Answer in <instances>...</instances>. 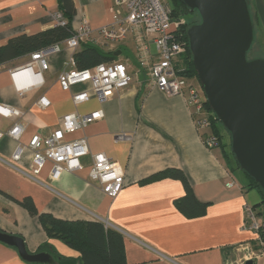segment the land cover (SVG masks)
Returning a JSON list of instances; mask_svg holds the SVG:
<instances>
[{"label": "crops", "instance_id": "crops-1", "mask_svg": "<svg viewBox=\"0 0 264 264\" xmlns=\"http://www.w3.org/2000/svg\"><path fill=\"white\" fill-rule=\"evenodd\" d=\"M75 30L86 21L92 32L112 23L111 0H71ZM257 17V41L264 54V0H253ZM57 0H0V48L8 40L32 36L56 26L53 14ZM98 39L97 36H93ZM116 52L117 63L125 66L131 83L104 103H99L88 83L63 91L57 81L60 73L71 71L75 52L64 44L46 57L47 69L36 76L27 69L31 55L0 65V106L19 110V118L0 120V232L23 240L29 254L48 245L47 253L77 259L78 254L57 240H49L36 218L11 202L30 198L39 213L63 221H99L124 237L126 264H226L231 254L251 245L256 236L244 229L245 206H256V192L237 184L224 163L222 150H208L188 109L185 97L166 96L149 86L147 68H140L134 40L128 36L119 44L98 46ZM147 39L150 61L157 60ZM81 45L78 50H80ZM154 45V44H153ZM77 50V51H78ZM85 92L86 102L75 105L72 96ZM45 99L49 106L38 105ZM101 110L103 118L84 130L65 135L64 141L85 138L90 154H103L124 172V187L113 199L87 178L90 155L81 160L82 170L63 171L50 177L51 163L33 176L32 152L25 149L20 160L11 161L17 142L7 136L14 125L22 128L18 144L27 147L34 136L45 138L58 129L67 114L87 115ZM129 139L116 140L117 136ZM224 142L227 140L224 137ZM179 170L187 179L194 197L207 204L203 217L186 219L174 207L184 194L182 185L164 179L141 184L165 170ZM234 182L232 188L225 184ZM4 209L5 212H1ZM257 261V260H256ZM0 264H29L15 248L0 242ZM257 264V263H256Z\"/></svg>", "mask_w": 264, "mask_h": 264}, {"label": "built area", "instance_id": "built-area-1", "mask_svg": "<svg viewBox=\"0 0 264 264\" xmlns=\"http://www.w3.org/2000/svg\"><path fill=\"white\" fill-rule=\"evenodd\" d=\"M113 11L112 23L106 27L92 32L86 21H83L70 38L63 42L65 48L76 52L82 43L92 42L98 46L105 44H119L128 36H131L135 43L140 68H147L149 73V86L162 92L166 96H183L188 109L195 118L196 127L204 130L202 142L208 150L217 147V140L209 130V113L205 110V98L201 89L191 85L185 78L178 75L174 68L177 58L184 52V46L176 39V28L178 23L172 21L169 10L161 0H111ZM56 26H64L65 21L59 12L53 14ZM97 36L98 39H94ZM147 39H151L157 60L150 61L149 51L146 45ZM100 46V47H101ZM59 45L40 50L31 55V62L27 69H36V76L47 69L46 57L50 53L58 52ZM74 66L71 71L59 74L57 81L63 91H69L72 86L81 83H88L90 89L98 102L104 103L115 93L127 87L131 83V77L127 74L126 68L121 63L100 64L90 70H77L74 60H70ZM88 100L85 92L72 96V102L77 105ZM38 105L42 108L49 106L45 99H40ZM212 114V113H211ZM22 114L19 110L0 106V120L3 118H19ZM101 110L94 111L87 115L76 113L67 114L60 120L57 130L45 138L34 136L27 147L18 144L22 134V128L14 125L7 133V136L17 142L16 149L11 156V161L16 163L20 160L25 149L32 152L31 174H39L43 166L51 163L50 177L56 180L63 171L75 173L82 170L81 160L90 155L91 166L87 178L100 187L104 196L113 199L124 187V172L118 164L108 159L103 154H90L85 138L65 142V135L84 130L89 124L101 120ZM2 134L0 133V138ZM129 139L120 135L116 140ZM227 188L234 186L233 181L225 184ZM245 222L244 229L256 236L259 223L257 222L250 206L244 207ZM248 256L246 260L258 257L253 255L249 247L242 249Z\"/></svg>", "mask_w": 264, "mask_h": 264}, {"label": "water", "instance_id": "water-1", "mask_svg": "<svg viewBox=\"0 0 264 264\" xmlns=\"http://www.w3.org/2000/svg\"><path fill=\"white\" fill-rule=\"evenodd\" d=\"M180 1L199 16L186 35L205 103L228 133L235 164L264 193V59H247L254 40L247 1ZM0 242L26 263L54 264L47 253L29 254L17 236L0 232Z\"/></svg>", "mask_w": 264, "mask_h": 264}, {"label": "trees", "instance_id": "trees-1", "mask_svg": "<svg viewBox=\"0 0 264 264\" xmlns=\"http://www.w3.org/2000/svg\"><path fill=\"white\" fill-rule=\"evenodd\" d=\"M58 11L64 21V26H54L53 28L42 31L38 34L27 36L21 35L8 40V42L0 48V65L16 58L27 56L36 53L40 50H45L56 45H60L70 38L73 34L71 21L74 16V8L71 0H57ZM247 5H248V0ZM171 7H168L170 19L178 23L176 28V39L184 46V52L177 58L174 63V68L178 75L185 78L189 84L199 87L196 80V73L193 70L191 54L188 48L187 29L192 25L199 23L198 14L184 6L180 0H170ZM252 24L257 21V17L252 14L249 5ZM196 15L197 22L190 23L185 20V17ZM184 20V21H182ZM252 48V46H251ZM250 48V50H251ZM247 53V58L250 53ZM116 52H104L98 47L83 44L80 50L73 55L75 68L77 70H90L100 64H110L117 59ZM200 88V87H199ZM205 110L209 113V130L217 140V147L222 150L224 163L230 172L239 169L235 164L234 158L230 152V140L224 142V135L220 128V123L217 122L208 105L204 104ZM230 160L233 161L234 167L230 166ZM247 179V184L244 186L249 191H254L258 195L259 203L252 206V212L255 217L259 218V231L257 237L261 243H264V193L257 183ZM170 179L178 181L182 187L184 194L181 198L174 201V207L186 219H196L203 217L206 213L207 204L199 202L193 195L191 187L179 170H165L157 173L141 184L151 183L154 181ZM11 202L24 209L30 217L36 218L43 229L46 237L49 240H57L65 244L69 249L78 254L77 259L63 258L54 255L55 264H126L124 257V237L118 231L106 227L99 221L84 222V221H63L52 217L49 214L39 213L30 198L14 200L7 197ZM1 212H5L4 209ZM245 222V219H244ZM256 242L253 241L251 245ZM48 245H44L39 249L38 253L47 252Z\"/></svg>", "mask_w": 264, "mask_h": 264}, {"label": "rangeland", "instance_id": "rangeland-1", "mask_svg": "<svg viewBox=\"0 0 264 264\" xmlns=\"http://www.w3.org/2000/svg\"><path fill=\"white\" fill-rule=\"evenodd\" d=\"M165 5H167L168 7H171V3L170 0H161ZM253 0H248V5L249 8L252 12V14H254V5H253ZM185 20H187L189 23L191 21H195L197 22L198 18L196 15L194 16H190V17H185ZM184 21V20H182ZM189 28V27H188ZM188 30V29H187ZM253 31H254V40H253V44H252V48L250 50V53L248 55V60H254V59H264V54L262 52V49L260 48L258 41H257V27H256V22H254L253 24ZM149 49L152 51L155 49L153 44L149 45ZM117 63V61H115ZM113 62V63H115ZM223 135L225 137V139L229 142V136L228 133L225 131V129L220 126ZM230 166L234 167V163L232 160H230ZM233 174V179L235 180V182L237 184H244L247 179L245 177V175L239 170V169H235ZM257 222L259 221L258 217H255ZM249 250H252L253 255H256L258 257L257 259V264H264V243H259V242H254L252 245H249ZM248 258L247 254L243 251V250H239L237 252H234L231 254V257L228 258V261L226 262V264H243V262Z\"/></svg>", "mask_w": 264, "mask_h": 264}]
</instances>
